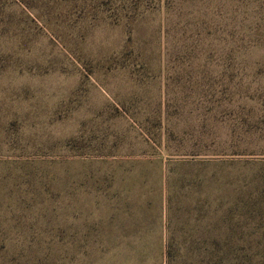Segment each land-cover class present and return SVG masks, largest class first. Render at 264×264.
<instances>
[{
    "label": "rangeland",
    "instance_id": "374dc122",
    "mask_svg": "<svg viewBox=\"0 0 264 264\" xmlns=\"http://www.w3.org/2000/svg\"><path fill=\"white\" fill-rule=\"evenodd\" d=\"M0 264H264V0H0Z\"/></svg>",
    "mask_w": 264,
    "mask_h": 264
}]
</instances>
